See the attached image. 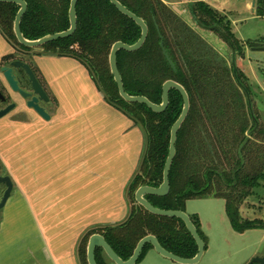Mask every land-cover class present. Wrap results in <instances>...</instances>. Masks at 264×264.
<instances>
[{
  "label": "trees",
  "instance_id": "16d2710c",
  "mask_svg": "<svg viewBox=\"0 0 264 264\" xmlns=\"http://www.w3.org/2000/svg\"><path fill=\"white\" fill-rule=\"evenodd\" d=\"M24 1L27 9L20 29L25 38L37 39L69 28L70 0ZM118 1L148 26L140 49L117 52V66L126 93L142 95L160 104L162 85L172 79L184 87L189 97V112L177 133L176 153L169 171V193L145 195V198L155 207L182 211L187 200L221 198L233 231L242 233L264 228L261 220L240 216L242 202L257 188H264V140H259V132L254 130L257 118L250 108L243 71L235 62L230 65L221 58L162 0ZM257 2L264 8V0ZM18 9L17 4L0 2V34L13 47L30 50L17 42L13 32ZM258 12L264 14L263 9ZM188 13L200 30L212 31L233 52L241 50L242 45L229 20L217 10L199 0L190 2ZM76 16V29L71 36L50 41L41 48L57 56L74 58L84 65L105 100L139 125L146 140L137 170L126 188L133 202L128 217L122 223L97 226L84 233L77 249L80 264H87L86 247L94 233L101 234L123 260L128 259L137 242L149 234L166 250L191 258L197 252V245L184 222L152 214L134 198L139 186L158 187L162 182L170 129L182 110L181 95L171 89L169 104L162 113H155L144 104L123 100L110 72L108 56L116 41L135 43L141 28L109 0H77ZM190 218L205 242L198 218ZM149 249L153 248L146 244L137 263ZM102 253L101 248L95 249L97 264H105Z\"/></svg>",
  "mask_w": 264,
  "mask_h": 264
},
{
  "label": "crops",
  "instance_id": "0c3cea01",
  "mask_svg": "<svg viewBox=\"0 0 264 264\" xmlns=\"http://www.w3.org/2000/svg\"><path fill=\"white\" fill-rule=\"evenodd\" d=\"M0 41L7 48L0 54L8 52L1 34ZM35 61L66 71L48 76L50 85L60 83L59 104L48 121L34 120L39 135L7 141L16 163V204L0 222V264H79L84 233L128 217L126 188L137 170L144 134L105 100L77 60L44 53ZM142 263L179 264L153 249L136 264Z\"/></svg>",
  "mask_w": 264,
  "mask_h": 264
},
{
  "label": "rangeland",
  "instance_id": "374dc122",
  "mask_svg": "<svg viewBox=\"0 0 264 264\" xmlns=\"http://www.w3.org/2000/svg\"><path fill=\"white\" fill-rule=\"evenodd\" d=\"M172 1L176 3H171L172 6L169 7L179 17L197 31L228 64L232 65V62H235L237 67L243 71L245 81L248 85L250 108H252V111H254L253 115L255 114L257 118H255L256 125L254 130L259 132H256L259 134L258 139L264 140V51H251L249 50V46L246 47L245 44L247 39H251L254 42L256 38H264V17L252 13L251 10H253V8L249 6L251 0H222L226 3L225 7L229 16L231 14L229 18L231 21L233 20L232 30L235 31L242 45L241 50L236 53L227 47L213 32L200 30L196 24L191 21L188 13V6L193 0ZM215 7L219 8L218 6ZM6 49L4 45L0 44V52ZM30 53L39 55L46 52L43 48L38 47L30 48ZM36 65L46 79L47 87L51 95L56 98L58 105L56 94L60 91V83H56L55 86L50 85L48 76L62 75V70L66 71V68L50 67L43 62H36ZM142 132L144 134L143 129ZM35 134L39 135L37 128L36 131H34L33 128L23 129L18 126L12 133L8 132L6 137L8 138L7 140H18L19 135V140H33ZM246 134L249 136V132ZM252 139L258 140L255 138ZM145 141L144 134V148L140 158L144 153ZM126 199L130 210L133 202L128 198V194H126ZM185 212L189 216H196L198 218L199 228L205 238L206 248L204 254L196 264H245L251 256L264 251V228L249 229L242 233L233 231L225 214L224 200L221 198L208 197L187 200ZM240 216L242 219L256 218L264 222V188H257L253 194L242 202L240 205ZM77 258L80 264L78 253ZM102 258L105 264H114L107 258L104 252L102 253Z\"/></svg>",
  "mask_w": 264,
  "mask_h": 264
},
{
  "label": "water",
  "instance_id": "95a60500",
  "mask_svg": "<svg viewBox=\"0 0 264 264\" xmlns=\"http://www.w3.org/2000/svg\"><path fill=\"white\" fill-rule=\"evenodd\" d=\"M109 1L115 6V8L119 12H121L125 16L129 17L130 19H132L141 28L140 37L138 38V40L135 43L126 44V43H123L121 41H116L115 43H113V45L110 49V52H109V56H108L109 68H110V72L113 76V79L117 85V89H118V93H119L120 97L123 100H125L126 102L144 104L149 109H151L153 112L162 113L166 110V108L169 104V91L171 89H174V90L178 91L179 94L181 95L182 103H183L182 104V110H181L178 118L172 124L171 129H170L168 156L166 158V161H165V164L163 167L162 182L158 187H151V186H147V185L139 186L134 193L135 201L137 204L142 206L146 211H148L152 214L164 216V217H175V218L182 220L185 224L187 231L192 236V238L194 239V241L197 245V252L191 258H185V257L178 256V255L166 250L165 248H163L160 245V243L158 242L157 238L154 235L149 234V235H146L143 238H141L137 242L131 256L128 259L123 260L115 253V251L105 241L104 237L101 234L94 233V234L90 235V237L88 239L87 247H86L87 264H97L96 260H95V249L96 248H101L103 250V252L105 253V255L107 256V258L110 261H112L114 264H136L137 260L139 259L140 255L143 251V248L146 244H150L152 246L153 250L157 254L161 255L164 258L172 260L176 263H179V264H196L200 261V259L202 258L203 254H204L205 243H204V240L200 237V235H199L196 227L194 226L190 216L185 211H182V210L161 209V208L155 207L145 198V195L165 196L169 193V190H170L169 171H170V167H171L172 161H173L175 153H176L175 144H176V139H177V133H178L179 129L181 128V126H182L183 122L185 121V119L188 115V112H189V106H190L189 105V97H188V94H187L186 90L184 89V87L180 83H178L172 79L166 80L162 85L160 104L153 103L147 97L142 96V95H129L128 93H126V91L124 90L121 74H120L118 66H117V52L119 50H126L128 52H134V51H137L138 49H140L146 40V37L148 34V26H147V23L141 17L137 16L135 13H133L132 11L127 9L118 0H109ZM0 2L14 3V4H17L19 6V9L15 15L14 22H13V32H14V35H15L17 42L19 44L25 46V47H29V48L41 47L44 44H46L50 41H54L58 38H65V37L71 36L76 29V22H77L76 3H77V0H70V6H69V11H68V18H69V28L68 29L61 31V32H55L52 34H47V35H44V36L37 38V39L25 38L21 32V29H20V22H21L22 16L26 12L27 3L24 0H0ZM160 44L162 45V42ZM252 50L253 51L254 50L255 51H264V46L255 47V48H252ZM168 61H169L170 65L172 66V68H174V66L172 65L169 58H168ZM15 63H16V65H20V66H23L25 68L26 72H28L30 74L32 81H33V84H34L35 97H33L28 102V106L32 107L34 109V111L41 118L48 120L49 119L48 113H46L44 111V109L42 107H40L37 103L40 100V98L43 96H42V90L40 89V86L38 85L37 81L34 79L32 72L30 71V69H28L26 64H21V63H17V62H15ZM9 73H10V70H5V76L7 77L12 88L15 90V89H17V86H16L15 82L11 79ZM22 94H24V93H22ZM8 109L9 108H7L5 110H1L0 111V117H2ZM1 179H2V181H1L2 183H4L3 181H6L8 183V180L6 177H2ZM7 192L8 191L5 192V196L2 199V203L0 204V209L2 208L3 201L7 197ZM253 260L257 261L259 259L255 257ZM260 260L263 262L262 259H260Z\"/></svg>",
  "mask_w": 264,
  "mask_h": 264
},
{
  "label": "flooded vegetation",
  "instance_id": "af4514ba",
  "mask_svg": "<svg viewBox=\"0 0 264 264\" xmlns=\"http://www.w3.org/2000/svg\"><path fill=\"white\" fill-rule=\"evenodd\" d=\"M202 1H204L210 7H212L213 9L217 10L219 13L224 15L229 20L232 29L233 20L231 21V19L229 18L231 14L229 16V14L227 13L228 11L225 7L226 6L225 2H223L222 0H202ZM214 4L219 8L215 7ZM249 6H252L253 8V10H251L250 8L252 13H254L257 16L264 17V14H260L258 12L259 9H263L264 11V8H262L258 4L257 0H251ZM232 31L235 34V31L234 30ZM209 32L212 31L209 30ZM235 37L238 39L236 34ZM222 42L227 47H229L225 41ZM7 44L9 45L10 50L8 52L0 54V111L9 108L6 111V113L2 117H0V204L2 203V199L5 196V192L6 191L8 192L6 199L3 201L2 208L0 209V222L4 218L3 216L4 213L7 210L8 211L11 210L16 204V184L12 174L14 168H16V163L11 159L12 149L10 144L7 143V141H11V140H7L8 138L6 137V135H8V132L12 133L13 131H15V129L18 126L19 128H23V129L33 128L34 120L36 119L39 122L48 121L51 117L50 116L51 108L57 107L56 98L53 95H51L46 84V79L44 78L43 74H41L40 69L36 65L35 53H30V50H24L18 47H13L8 42ZM245 44L246 47L249 46V50L252 51V48L264 46V38H256L254 42L251 39H247ZM46 53L52 54L49 52ZM15 62L26 64L28 69H30V71L32 72L34 79L37 81L38 85L40 86L43 97H41L37 103L40 107L44 109L46 113H48L49 115L48 120L41 118L34 111L32 107L28 106V102L33 97H35L34 84L30 74L26 72L25 68L23 66L16 65ZM5 70H10L9 75L11 79L15 82L17 89L14 90L10 85L7 77L5 76ZM22 93H24L25 95ZM2 177H6L8 183L6 181H3L4 183H2L1 182ZM255 257L258 258L259 260L254 261L253 259ZM260 259H262L263 262ZM262 263L264 264V251L258 252L253 256H251L245 264H262Z\"/></svg>",
  "mask_w": 264,
  "mask_h": 264
}]
</instances>
